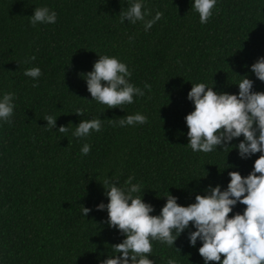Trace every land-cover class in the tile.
Segmentation results:
<instances>
[{
  "label": "trees",
  "instance_id": "1",
  "mask_svg": "<svg viewBox=\"0 0 264 264\" xmlns=\"http://www.w3.org/2000/svg\"><path fill=\"white\" fill-rule=\"evenodd\" d=\"M132 2L0 0V99L15 94L11 123L0 120V264H100L114 255L112 245L124 236L108 226L106 208L96 210L108 202L105 178L118 177L124 186L134 176L158 215L168 191L187 206L209 185L226 189L228 172L252 171L260 153L241 158L235 145L243 136L224 150L193 152L185 116L194 109L187 98L192 83L238 94L237 83L246 75L253 90L264 91L251 71L264 56V0H217L207 24L200 23L194 0H143L151 16L163 14L147 32L143 22L120 23L119 12ZM41 6L57 13L55 24L30 23ZM98 55L126 63L130 83L144 95L123 109L92 100L83 74ZM31 67L41 69L36 80L24 75ZM135 113L147 122H109ZM47 115L57 117L55 129L47 127ZM92 118L102 119L101 131L72 135L81 120ZM61 125L68 133L57 130ZM85 143L87 155L81 153ZM83 206L91 209L87 217ZM245 207L237 203L229 215ZM194 230L190 225L173 247L153 241L149 258L156 264L169 258L204 264L201 241L191 246L188 240Z\"/></svg>",
  "mask_w": 264,
  "mask_h": 264
},
{
  "label": "clouds",
  "instance_id": "2",
  "mask_svg": "<svg viewBox=\"0 0 264 264\" xmlns=\"http://www.w3.org/2000/svg\"><path fill=\"white\" fill-rule=\"evenodd\" d=\"M216 4L217 0H194L192 8L199 14L201 24L208 23ZM162 15L157 11L151 16L143 0H133L119 12L121 24L125 21L132 24L143 22L146 32ZM148 16L151 18L146 19ZM30 17L33 26L55 24L57 21V13L47 6L35 7ZM98 56L92 70L83 74L92 100L106 105L107 109H123L121 106L134 102V96L144 95L141 88L130 83L132 73L126 63L114 56ZM251 71L264 82V56L251 65ZM24 75L36 80L42 72L39 67H31L25 69ZM242 77L237 83L238 94L218 93L214 85L208 87L205 83H192L187 98L194 109L185 116L187 144L193 152L210 153L232 146L234 138L243 136L235 145L239 156L249 158L260 153L252 171L247 176L235 170L228 172L230 181L226 189L222 190L219 184L209 185L204 194L197 193L195 202L187 206L179 204L178 197L168 191L166 203L158 215H153L154 206L144 201V192L140 195L142 185L133 183L134 176H129L124 186L119 185L118 177L105 178L101 184L108 202L97 204L96 210L107 209L108 226L117 229L124 239L112 245L114 255L100 261V264H156L149 258L153 252L152 242L173 247L190 225L195 230L188 232L189 243L195 246L197 240L201 241L198 252L204 264H264V91L253 90L254 81L246 75ZM144 88L151 90V85L145 83ZM14 97L13 92L3 94L0 120L11 123ZM75 113L79 116L84 114L82 109ZM56 119L52 115L44 117L49 129L56 128ZM147 119L145 115L135 113L109 122L114 127H126L142 125ZM101 128V118L81 120L72 135L84 138L92 131H101ZM57 130L66 134L69 128L61 125ZM89 152L90 145L85 143L81 153L87 155ZM237 203L246 206L243 213L236 212L230 216ZM81 211L87 217L91 209L83 206ZM167 264L179 262L169 258Z\"/></svg>",
  "mask_w": 264,
  "mask_h": 264
}]
</instances>
